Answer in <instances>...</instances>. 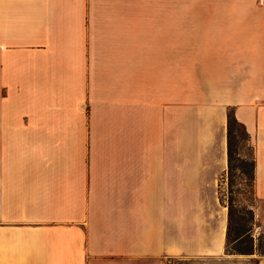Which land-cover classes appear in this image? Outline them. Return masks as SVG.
I'll return each instance as SVG.
<instances>
[{"label":"crops","instance_id":"crops-1","mask_svg":"<svg viewBox=\"0 0 264 264\" xmlns=\"http://www.w3.org/2000/svg\"><path fill=\"white\" fill-rule=\"evenodd\" d=\"M190 11L244 18L184 45L215 31L184 0H0V264H264L228 251L218 187L232 109L264 234V8ZM186 56L263 73L184 102Z\"/></svg>","mask_w":264,"mask_h":264},{"label":"rangeland","instance_id":"rangeland-1","mask_svg":"<svg viewBox=\"0 0 264 264\" xmlns=\"http://www.w3.org/2000/svg\"><path fill=\"white\" fill-rule=\"evenodd\" d=\"M237 7V8H264V0H184V11H188L183 16V23H191L192 18L195 23L207 24L210 23L214 26L210 33L199 31L196 34L199 36L198 41L184 40V45L201 44L205 42L202 36L205 34H211L215 36V39L208 40L209 44H215L220 46L223 42L218 38L223 33L220 30L223 24H239L244 17L236 16L231 17L232 20H223L224 17L211 15L208 16L209 22L206 21L205 15H192L191 11L194 7L199 8H221L224 6ZM248 23L260 22L264 24V12L262 15L246 17ZM250 20V21H249ZM216 27V28H215ZM188 36L192 35L190 32L184 33ZM190 42V43H189ZM184 59H191L194 61L184 62L182 65H176L177 71L182 75L183 82V95L184 102L191 101L199 96H210L220 92L222 87L226 84L239 85L242 83L254 82V79L259 74L263 73V65L260 64H239L225 62L226 57H202V56H186ZM203 60H212V62H202ZM168 65V69H169ZM174 66V65H173ZM229 110L227 111L228 114ZM231 145H232V160L230 168L220 182L218 187L220 190V200L224 203L228 210V199L232 198V221L230 224L231 236L238 226L243 225L244 235L242 242L238 243L241 248H249L251 237L253 242V248L262 246L264 250V237L260 238L258 223L255 221L254 209L257 205V198L254 191V182L252 180V166L251 161L253 157L252 147L250 146L247 137L244 134L243 129L233 124L231 126ZM251 210L253 213V223L249 222V213ZM244 220L239 222L238 219ZM180 264V263H173Z\"/></svg>","mask_w":264,"mask_h":264},{"label":"trees","instance_id":"trees-1","mask_svg":"<svg viewBox=\"0 0 264 264\" xmlns=\"http://www.w3.org/2000/svg\"><path fill=\"white\" fill-rule=\"evenodd\" d=\"M235 124L240 126L243 131L245 136L247 137V139H249L248 134L246 133L244 126L240 123L237 122V120L235 119L234 116V112L232 109H229V112L227 114V167L228 170L230 168V164H231V160H232V145H231V126ZM251 166H252V180H253V167H254V160L252 157V161H251ZM232 198L228 199V226H227V232H226V242H227V249L230 252H235L238 254H250L253 250V242L251 237H249V242H250V246L249 248H241L239 246L238 243L242 242L241 240L243 239V235H244V227L243 225H240L237 227V229L234 231L233 233V238L231 236V230H230V224L232 221ZM250 217H249V222L252 224L253 223V213L251 210L248 211ZM243 218L238 219L239 222L243 221ZM264 237L263 235H260V238ZM257 251L264 255V250H262V246L258 245L257 247Z\"/></svg>","mask_w":264,"mask_h":264}]
</instances>
